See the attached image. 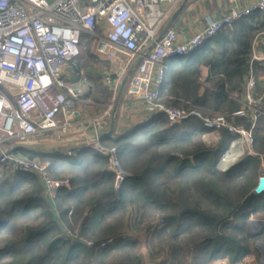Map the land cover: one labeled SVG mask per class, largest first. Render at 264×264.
<instances>
[{
  "label": "trees",
  "instance_id": "obj_1",
  "mask_svg": "<svg viewBox=\"0 0 264 264\" xmlns=\"http://www.w3.org/2000/svg\"><path fill=\"white\" fill-rule=\"evenodd\" d=\"M263 28L262 13L254 10L191 54L170 59L161 86L164 103L231 119L242 107L251 69L257 78L254 96L260 95L258 76L264 66L251 63L250 57L253 39ZM95 58L89 46L81 47L71 65L79 71ZM104 63L109 66V60ZM94 99L108 102L97 91ZM117 108L114 132L99 141L116 148L125 172L119 195L108 154L81 146L70 156L62 154L64 144L13 149L50 160L55 177L61 171L72 177L70 188L59 189L54 200L44 195L32 173L17 171L1 179L0 264H144L131 254L136 243L132 234L143 230V255L149 264H208L222 258L236 263L245 256L261 264L256 242L264 238V229L251 233L249 220L264 211V192L246 198L264 175V116L252 128L253 154L220 171L217 163L236 134L207 130L196 118L169 124L163 112L151 111L141 123L117 132ZM234 121L250 127L248 117ZM204 133L217 135L214 143L206 145ZM64 227L77 228L82 240L60 235ZM108 237L114 241L106 247L86 244Z\"/></svg>",
  "mask_w": 264,
  "mask_h": 264
},
{
  "label": "built area",
  "instance_id": "obj_2",
  "mask_svg": "<svg viewBox=\"0 0 264 264\" xmlns=\"http://www.w3.org/2000/svg\"><path fill=\"white\" fill-rule=\"evenodd\" d=\"M176 2L0 0V179L17 171L32 173L43 185L44 195L54 200L59 189L70 188V179L55 177L50 170V160L29 158L13 151V143L60 140L75 127L82 130L79 137L103 132V116L74 121L76 101L91 89L88 72L80 69L77 80L72 83H67L62 76L64 67L73 63L79 54L83 34L99 39L95 54L110 61L109 68L103 72V81L114 95L116 86L132 70L124 87L125 96L143 103L147 111L163 112L169 124L196 118L207 130L236 134L221 155L218 169L225 171L243 155L253 154L252 128L258 116H264V71L258 76L260 95L254 96L257 78L250 70L242 107L231 114V119L224 113L204 114L196 107L169 106L162 99L161 86L168 67L167 59L191 54L221 29L231 28L237 19L254 10H259L264 20V0L231 7L184 41L177 40L173 28L155 40ZM162 4L167 8H162ZM263 45L264 28L253 39L251 63L258 61L264 66ZM136 58L140 62L134 67ZM114 103L115 98L104 113L108 117L112 116ZM234 117H248L250 127L236 123ZM88 127L91 133H85ZM99 140L95 137L85 141L86 146L108 154L116 181H122L125 172L118 164L116 148L104 147ZM67 154L76 156L74 150H68ZM65 235L82 240L76 229H66ZM113 241V237H108L98 243L87 240L86 244L102 248Z\"/></svg>",
  "mask_w": 264,
  "mask_h": 264
},
{
  "label": "crops",
  "instance_id": "obj_3",
  "mask_svg": "<svg viewBox=\"0 0 264 264\" xmlns=\"http://www.w3.org/2000/svg\"><path fill=\"white\" fill-rule=\"evenodd\" d=\"M257 0H188L186 6L178 15L176 20L170 26L177 33V40L184 41L190 36L201 31L210 21L219 18L224 13H226L231 7L238 6L244 7L255 3ZM182 0H177L174 9L172 10L170 16L175 11V9L180 5ZM162 8H167L166 4L161 5ZM169 16V17H170ZM167 23V22H166ZM165 23V24H166ZM164 24V26H165ZM163 26V27H164ZM162 27V29H163ZM160 30L159 34L162 32ZM158 34V35H159ZM138 58L134 59L133 64L136 63ZM170 59L166 60L168 64ZM110 66V61H109ZM109 66L101 69L102 77H95L94 70L90 67H86L83 70L88 72L89 81L91 84L90 91L81 95L76 101L74 107V121L80 122L84 120L94 119L103 116L102 131H107L110 125L111 117L105 115V111L112 102V99L116 97L113 94V90L106 88L103 81V72ZM207 69L203 68V73L206 74ZM63 78L67 83H72L78 78V71L72 68L69 64L64 67ZM115 83H112V86ZM120 85V84H119ZM119 85L116 86V93L118 91ZM96 91L101 97L108 100L107 103L97 101L94 99ZM123 98L121 102H118L117 108V118H116V131H121L123 129H128L138 123L144 121L147 116V110L143 103L137 100L127 98L125 96V91H123ZM115 96V97H114ZM85 133H91L92 129L90 127L86 128ZM82 134V130L78 128L72 129L69 133L63 136V139L79 137ZM211 133H204L203 137L208 143L212 144ZM210 137L211 139H209Z\"/></svg>",
  "mask_w": 264,
  "mask_h": 264
},
{
  "label": "water",
  "instance_id": "obj_4",
  "mask_svg": "<svg viewBox=\"0 0 264 264\" xmlns=\"http://www.w3.org/2000/svg\"><path fill=\"white\" fill-rule=\"evenodd\" d=\"M187 2H188V0H182L180 5L175 9V11L172 13V15L167 20V23L163 27L162 32L157 36V38L155 40H158L167 31V29L170 28V26L176 20L178 15L181 13V11L186 6ZM153 45H154V42L149 47V49ZM139 62H140V59H138L136 61V63L134 64V67H136ZM131 71L132 70L128 71V73L124 76V78L122 79V81H121V83L119 85V88H118V91H117L116 97H115V103H114V106H113V111H112V116H111V120H110V125H109V128H108L107 131L101 132L97 136L89 134L88 136H81V137L60 139V140H52V141H37V142H32V143L15 142L12 145V149L17 148V147L26 148V149L51 148V147H55V146L61 145V144H67V143H72V142H81V141L85 142V141H90L92 139H95V137L97 139H100L103 136L112 135V133L114 132L115 110H116L117 105H118L119 97L123 94L124 87H125V84H126V81H127V77L131 73ZM120 182L121 181H116V183H115V191H116L117 195H119ZM261 192H264V175H262V176H260L258 178L257 185L253 189V192L246 198V200H248L251 197L252 194H259ZM252 227H254V228L251 229ZM249 228H250V232L251 233L259 232L261 228L264 229V220L263 219H250L249 220ZM256 247L258 248V250L261 253L260 263L264 264V241L263 240L257 241L256 242Z\"/></svg>",
  "mask_w": 264,
  "mask_h": 264
},
{
  "label": "rangeland",
  "instance_id": "obj_5",
  "mask_svg": "<svg viewBox=\"0 0 264 264\" xmlns=\"http://www.w3.org/2000/svg\"><path fill=\"white\" fill-rule=\"evenodd\" d=\"M98 32H100V30ZM158 34L159 33H157L156 37L158 36ZM98 40L99 39L97 37H90L89 35L85 34L83 36V39H82L83 45H80L79 48L89 46V51L93 52V54L96 56V58L95 59H91L90 62H89V65L87 67H90L91 69L94 70L93 72L95 73V77L101 78L102 77L101 69H103L104 67H107V66H105V63H104L106 59L99 58L95 54V45L97 44ZM72 68H73V65H72ZM82 69H84V68H82ZM55 135H56V133H54L53 136H55ZM210 137L211 138H213V137L217 138V135H212ZM210 137H208V138L211 139ZM201 139H202V136L200 137V140ZM35 140H37V139H35ZM41 140H43V138ZM205 141H206L205 142L206 145L209 144L207 142V140H205ZM81 146H86V142L81 141V142L67 143V144H64L62 146L61 152H62V154H66L67 155V151L68 150H72V149L75 150V149L80 148ZM46 149H48V148H46ZM46 149L43 150V152H46V153L49 152V150H46ZM261 166L263 167V163L262 162H261ZM220 171H223V170H220ZM59 177L60 178L68 177L70 179V177H72V174L70 172H68V171H61L59 173ZM0 181H1V179H0ZM250 219H263L264 220V211L259 213V214L252 215L250 217ZM253 228L254 227H252L251 229H253ZM66 229L70 230V228H67V227H66ZM66 229H65V227L62 228L60 235L65 236L64 232H65ZM74 229H76L78 231L77 228H74ZM249 230H250V228H249ZM260 230H262V228ZM125 233H127V232H125ZM130 233H132V232H130ZM132 235H133V237H135L136 243L131 248V254L132 255H137L140 259H142L144 261V264H149V262L147 261V259L143 255V253L145 251L144 250V241H145V236H146L145 230L139 231V232H135ZM260 240L264 241V238H262ZM111 259L113 261V258L110 257L109 262H111ZM259 262H260V260H259ZM208 264H258V262H257V260H254V258L252 256H245V257L242 258V260H240L239 262H236V263H232V262L228 261L226 258H222V259L212 260Z\"/></svg>",
  "mask_w": 264,
  "mask_h": 264
}]
</instances>
